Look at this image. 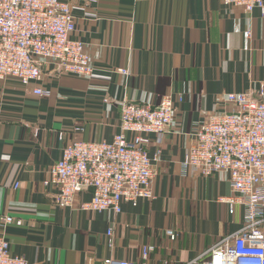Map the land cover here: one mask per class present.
Returning a JSON list of instances; mask_svg holds the SVG:
<instances>
[{"label":"crops","instance_id":"crops-1","mask_svg":"<svg viewBox=\"0 0 264 264\" xmlns=\"http://www.w3.org/2000/svg\"><path fill=\"white\" fill-rule=\"evenodd\" d=\"M64 1L91 74L48 62L41 81H0V236L10 251L28 264H201L225 238L242 249L244 207L222 200L236 195L228 176H203L183 158L209 114L234 108L229 94L264 101V12L222 0ZM164 98L174 111L169 131L145 145L127 134L160 153L150 196L123 201L120 213L82 210L90 188L72 208L51 202L48 169L66 144L109 142L123 102Z\"/></svg>","mask_w":264,"mask_h":264},{"label":"built area","instance_id":"built-area-1","mask_svg":"<svg viewBox=\"0 0 264 264\" xmlns=\"http://www.w3.org/2000/svg\"><path fill=\"white\" fill-rule=\"evenodd\" d=\"M246 9L259 7L264 0H222ZM75 27L64 0H0V81L8 77L23 86L43 79V67L69 75H90L92 66L84 44L70 38ZM33 92L42 94L36 87ZM232 110L207 116L195 133L183 161L201 175L225 173L236 195L222 198L229 208L243 205V247L229 248V238L209 250L210 259L201 264H264V101L245 92L231 93ZM169 98L158 105L125 101L119 110L118 132L107 142L74 140L62 149V156L49 166L48 183L56 189L51 202L67 208L75 203L80 188H90L92 197L82 210L122 212V202L150 196L152 179L159 172V151L149 154L144 146L132 144L133 134L140 144L150 136L169 131L173 109ZM9 223L11 217L6 216ZM172 235V230H167ZM0 264H28L10 251L0 236ZM106 264H148L145 259L128 261L111 258Z\"/></svg>","mask_w":264,"mask_h":264}]
</instances>
